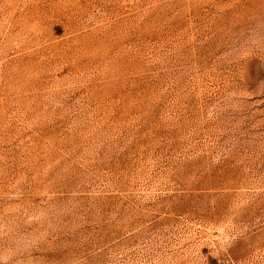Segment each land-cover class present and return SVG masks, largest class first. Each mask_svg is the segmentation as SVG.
<instances>
[{"label": "rangeland", "instance_id": "rangeland-1", "mask_svg": "<svg viewBox=\"0 0 264 264\" xmlns=\"http://www.w3.org/2000/svg\"><path fill=\"white\" fill-rule=\"evenodd\" d=\"M0 264H264V0H0Z\"/></svg>", "mask_w": 264, "mask_h": 264}]
</instances>
